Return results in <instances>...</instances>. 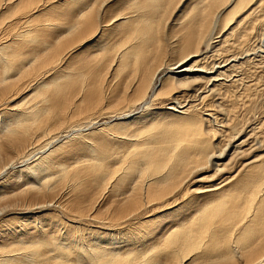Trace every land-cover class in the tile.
Segmentation results:
<instances>
[{
  "label": "bare ground",
  "instance_id": "6f19581e",
  "mask_svg": "<svg viewBox=\"0 0 264 264\" xmlns=\"http://www.w3.org/2000/svg\"><path fill=\"white\" fill-rule=\"evenodd\" d=\"M261 1H14L24 27L0 43V181L46 197L3 206L0 264H264L261 123H236L240 95L228 91L248 86L233 73L240 57L215 59L230 36L246 45L259 33ZM44 27L53 47L26 69ZM259 56L250 63L264 65ZM13 69L21 83H8ZM88 185L107 189L104 215L97 193L87 209L68 204ZM57 214L71 217L61 230ZM10 219L18 229L3 227Z\"/></svg>",
  "mask_w": 264,
  "mask_h": 264
},
{
  "label": "rangeland",
  "instance_id": "374dc122",
  "mask_svg": "<svg viewBox=\"0 0 264 264\" xmlns=\"http://www.w3.org/2000/svg\"><path fill=\"white\" fill-rule=\"evenodd\" d=\"M14 1L15 0H11V1H9L8 3H11V9H7L6 8V5L8 4V3H5V4H2L1 5V7H0V18H2V19H0V43L1 42H8V41H10L14 36L12 35L13 34V32H15L16 31V29L17 30H19V26H20V29H23V27L24 26H22V24H23V22H21V19H19V18H16L20 13H21V11L19 10V9H17L16 7L17 6H19L16 2L14 3ZM4 5V6H3ZM16 6V7H15ZM15 9H14V8ZM20 7V6H19ZM30 7V6H29ZM28 8V7H27ZM54 8H58V7H54ZM60 9H62L63 10V6H62V8H58V11L55 13V15H57V16H61L60 15ZM13 12H12V11ZM53 11H55L54 9H53ZM110 11L112 12L113 11V7L111 8H108V10L106 11V13H110ZM11 12V13H10ZM47 12H51L52 13V10H50V9H48V11ZM42 13V14H41ZM40 14L42 15L41 17H47V16H49L50 14H48V13H46V12H41ZM105 13V14H106ZM7 14H10V15H7ZM40 14H36L37 16H40ZM257 16H258V18H260V19H262V24L260 25V28H259V30L257 29V31H259V35L256 33V32H253V34L251 35L250 34V37L248 38V43H246V45H244V43L240 40H237L238 38H237V36L236 35H232V36H230L229 37V42L230 43H232V45H230L229 44V48L228 49H226V50H219L218 51V55L217 56H215V59L216 60H222L224 57H223V55H225V54H228V55H232V56H239L240 57V62H237V67L235 68V71H233V73H236V74H239V73H241V77L243 78V80L247 83V85L248 86H246L247 88H245L244 90H242L240 87H241V85L242 84H240V85H236V86H234L232 89L230 88V91H228V93L230 94V93H233L235 96H237V95H240L239 96V98H240V100H237V102L234 104L235 106H234V110H235V113H236V117H237V120L238 121H236V123H237V125L239 124V126H240V124L242 123L241 121H243L244 122V124H246V126L247 125H254V126H256V124H257V126H258V123H261V125H259L260 127H259V129L258 130H262V132L261 133H257L256 135H258V138H256L257 140H255L254 141V143H255V145L254 146H256L257 148H258V150H264V123H262L263 121H264V65L263 64H261V63H250V61L251 62H254V60L255 61H258L259 59H261L260 58V54L262 53V54H264V1L262 0L261 1V4H260V6L258 7V9H257ZM9 20V21H8ZM19 20V21H18ZM17 23V24H16ZM12 26V27H11ZM16 26H17V28H16ZM262 26V27H261ZM10 30H9V29ZM12 28V29H11ZM59 29L57 30V31H59V35H58V41H61V47H59V49L61 50V52L62 51H64V48L66 47V46H68V38H69V36H67L66 34H63L62 32H63V29L61 28V27H58ZM64 28V27H63ZM5 30H7V31H5ZM15 30V31H14ZM5 31V32H4ZM11 32V34H10V32ZM47 30H46V28L44 27V29H43V32H46ZM48 31H49V33H48ZM47 31V34L48 35H45L46 33H44V37H42V39H43V41H42V43L41 42H39L38 43V41L37 42H34V43H31V44H29L28 46H32V45H34V47H37V48H35L36 50L34 51V53H32V52H27L26 53V55H28V57L29 58H27V59H29V61L27 62V59H25V61H24V68H26V69H30L31 67H33L35 64H37V63H39V59L37 58V56L39 55V54H41V55H44L47 51H48V49H50V48H52L53 46H52V44L54 43V41H53V37L56 35L55 33V31H53V30H48ZM62 31V32H61ZM2 32H3V34H5V35H1L2 34ZM55 32V33H54ZM53 33V34H52ZM7 34H9V35H7ZM52 37H51V36ZM7 36V38H5ZM9 36V37H8ZM62 36V37H61ZM47 37V38H46ZM6 39V40H5ZM3 40V41H2ZM47 40V41H46ZM109 40V38H107V41ZM53 41V42H52ZM50 42L52 43V44H50ZM242 42V43H241ZM42 45V46H41ZM51 45V46H50ZM234 45V46H233ZM243 45V46H242ZM249 47L250 49L248 50V52H251V55L250 56H245V50L247 49L246 47ZM39 48H43L45 51H43V50H39ZM47 48V49H46ZM242 48V49H241ZM252 48V49H251ZM240 49V50H239ZM86 50H87V53L88 54H83V55H86V56H88L91 52H92V49L90 48V50H89V48H86V49H84L83 50V52H86ZM242 50H243V53H242ZM41 51L43 52V53H41ZM76 51V50H75ZM91 51V52H90ZM45 52V53H44ZM77 52V51H76ZM76 52H74V53H76ZM82 52V53H83ZM37 53V54H36ZM81 53V54H82ZM210 53L211 52H209L208 53V55H210ZM245 53V54H244ZM254 53V54H253ZM260 53V54H259ZM237 54H239V55H237ZM25 55V56H26ZM30 56H32V57H30ZM36 56V57H35ZM96 56H99V54H96ZM90 57V56H89ZM89 57H87V58H89ZM93 56H91V58H92ZM244 57H245V59H244ZM249 57H252L251 59H248ZM247 58V59H246ZM259 58V59H258ZM241 59H244V60H241ZM36 60V61H35ZM91 60V59H90ZM92 61H94V60H92ZM210 59L208 58L207 59V61L205 62V63H207V64H209L210 65ZM248 61V62H247ZM26 64V65H25ZM28 64V65H27ZM40 64V63H39ZM254 65V66H253ZM258 65V66H257ZM41 68H43V66L41 67ZM51 69V68H50ZM49 69V70H50ZM18 71V69H13V71L12 70H10L9 72H8V76L10 75V77H8L9 78V81H8V83H21L20 82V80H22L24 77H23V71L21 72V69H19V71ZM17 72V73H16ZM252 76V77H251ZM244 82V83H245ZM5 84H7V82H0V86H5ZM250 86V87H249ZM116 90H118V88L116 89ZM113 97V98H112ZM35 99L37 98V97H34ZM114 94H112V96H111V100L110 101H108V102H106L108 105L109 104H112V105H115L116 103H117V101L118 100H116V98H115V100H114ZM235 98V97H234ZM115 102H114V101ZM16 101H18V99H15L14 100V102H16ZM113 101V102H112ZM241 102H243V104H241ZM229 103V102H228ZM241 105H243V108L241 107ZM157 107H158V105H156ZM249 108H248V107ZM152 107H154V106H152ZM244 110V111H243ZM226 116V115H225ZM229 118H230V116H229ZM263 118V119H262ZM232 117H231V121L230 122H232ZM258 122V123H257ZM249 123V124H248ZM255 123V124H254ZM55 130L57 129V130H59V132L61 133V132H66V130L65 129H68V127H66V126H61V125H59V126H57L56 128H54ZM63 130V131H62ZM65 130V131H64ZM125 131L127 132V131H130V129H125ZM145 133H148V132H141V133H139V134H137V135H140V137L142 138V137H144L145 136ZM143 134V135H142ZM262 138H261V137ZM223 137H225V135H222L221 136V138L223 139ZM257 137V136H256ZM220 138V139H221ZM219 139V143L217 144V146H219L221 143H223V141L224 140H220ZM225 139V138H224ZM260 140V141H259ZM259 141V142H258ZM125 142L123 141V142H120L118 145H122V147H120V149L122 150L123 149V147L125 146V144H124ZM73 144L75 145V142H73ZM259 144V145H258ZM262 145V146H261ZM119 148V147H118ZM84 151V150H83ZM83 151L82 150H77V153L78 154H82L83 153ZM70 153H71V151H69V152H62L61 154L63 155V157L61 156V158L62 159H65V157L66 158H69L70 159V161L72 160L71 158H70ZM56 157H58V156H56ZM1 158H3V157H0V159ZM8 157H6V158H3L5 161H6V159H7ZM9 159H10V157H9ZM8 159V160H9ZM4 160H2L1 159V161H4ZM16 160V159H15ZM70 161H68V162H70ZM1 163V162H0ZM12 163H14V164H16L17 163V161H16V163L14 162V161H12ZM1 167H4V164H0V168ZM7 170H9V169H7ZM12 174H10L9 176H11ZM10 177H8V179H9ZM48 180H46L45 182H47ZM2 181H0V191H2V194H3V191H5L4 193H6V194H3V195H1L0 194V196H3V198L2 197H0L1 198V200H0V212L2 211V208H7V207H18V206H20V205H23V204H25V203H28V202H31V201H34L35 199H39V198H44V197H46V196H44V195H41L40 194V192L38 191V193H37V191H35V192H32V189L31 188H27V184H26V181H23V180H19V181H10V183H1ZM53 182V184H52V186L55 184L54 183V181H52ZM16 183V184H15ZM19 185V187H20V189H12V188H10V187H12L13 186V188L14 187H16V186H18ZM45 185V183L43 182V184H41L40 186H35V187H33V188H42V186H44ZM63 187L65 186V185H63V184H61ZM60 185V187L62 188V186ZM27 188V189H25V188ZM24 188V189H23ZM97 188H98V186H97ZM97 188H96V186H94V185H88L87 187H86V189L82 192V194L81 195H79V197H78V200L75 202V201H73V199H69L68 201V204L70 203V205H73L74 207H78V205L80 206V208L83 210V209H87L89 206H90V203H91V201H92V199L94 198H92V199H90V197L93 195L92 193H94V194H96L95 195V198L97 197L98 199L101 197V199H99L100 201H99V203H100V207L98 208V214L99 215H104V209L102 208V206H104L105 204H104V202L106 201V198H107V195H108V192H107V189L105 188V189H99L98 188V190H97ZM29 189H31V190H29ZM43 189V188H42ZM34 190V189H33ZM54 189H52L51 191H53ZM58 189H56L55 191H57ZM97 190V191H96ZM101 190V191H100ZM103 190V191H102ZM104 190H105V192H104ZM54 191V192H55ZM11 192V193H10ZM15 192H17L16 194H15ZM27 192V193H26ZM101 192V193H100ZM103 192V193H102ZM51 194H53V192H50ZM59 193V194H58ZM100 193V194H99ZM20 194V195H19ZM35 194H36V196H35ZM57 194L58 195H60L61 193L58 191L57 192ZM87 194V195H86ZM101 194H103V195H101ZM4 195H7L6 197L7 198H5L4 197ZM86 195V196H85ZM104 196V197H103ZM9 197V198H8ZM55 197H56V194H55ZM89 200H88V199ZM102 198H104V199H102ZM31 200V201H30ZM85 200V201H84ZM84 201V202H83ZM87 202V203H86ZM88 202H90V203H88ZM67 203V202H66ZM82 203V204H81ZM86 204V205H85ZM88 204V205H87ZM5 205V206H4ZM83 205V206H82ZM85 205V206H84ZM2 206V207H1ZM4 206V207H3ZM100 208H101V210H100ZM103 209V210H102ZM4 210V209H3ZM0 215H3V213H0ZM58 215V214H57ZM56 215V216H57ZM55 216V218H56V220H58L59 222H57V225L59 226V230H61L62 229V227L60 226V224L59 223H62V224H66V223H68V221H67V218L69 217V218H71L70 217V215L69 216H66V215H58L57 217ZM13 219H10L8 222H9V224H6V225H4L3 227H7V226H14V227H16V229H18V227H17V225H16V223L15 222H13L12 221ZM45 220H47V221H45V223H47L48 222V218L46 217V219ZM13 222V223H12ZM44 223V224H45ZM56 225V224H55ZM50 226V227H49ZM48 227H49V230H48V232L49 231H51L52 230V225H49ZM24 226H22L21 228H23ZM31 228V227H30ZM20 229V228H19ZM35 229H37V228H35ZM32 231V230H31ZM1 236V235H0Z\"/></svg>",
  "mask_w": 264,
  "mask_h": 264
}]
</instances>
